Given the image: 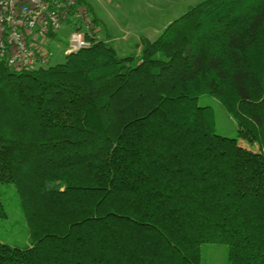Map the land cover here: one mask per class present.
Segmentation results:
<instances>
[{
  "label": "trees",
  "instance_id": "1",
  "mask_svg": "<svg viewBox=\"0 0 264 264\" xmlns=\"http://www.w3.org/2000/svg\"><path fill=\"white\" fill-rule=\"evenodd\" d=\"M209 94L259 144L219 135ZM0 264H264V0H201L141 55L104 41L35 71L0 64Z\"/></svg>",
  "mask_w": 264,
  "mask_h": 264
},
{
  "label": "built area",
  "instance_id": "2",
  "mask_svg": "<svg viewBox=\"0 0 264 264\" xmlns=\"http://www.w3.org/2000/svg\"><path fill=\"white\" fill-rule=\"evenodd\" d=\"M86 0H0V64L12 72L52 65L53 38L69 31L64 56L89 49L99 40Z\"/></svg>",
  "mask_w": 264,
  "mask_h": 264
},
{
  "label": "rangeland",
  "instance_id": "3",
  "mask_svg": "<svg viewBox=\"0 0 264 264\" xmlns=\"http://www.w3.org/2000/svg\"><path fill=\"white\" fill-rule=\"evenodd\" d=\"M191 1L193 3H198L201 0ZM186 2L190 1L187 0ZM94 4L100 18L107 22L110 26L111 24H114L110 18L112 15L115 17V22L118 25V28L131 27V24L135 27L141 26V22H139L142 21L141 19L138 21L136 19L132 20L128 18L129 20H127L123 16L124 12L126 11V1L124 0H115L110 5L106 4L105 7L98 5L96 2ZM145 19L149 23V20L144 18V21ZM69 33V31L63 30L54 36V44L52 46L54 57L51 61L53 65L65 61L63 49H61V45H59L58 41L61 42L62 45H65L68 40ZM114 46L115 49H117L119 55L122 57L136 53L135 47H133V44L130 41H120L115 43ZM198 104L200 106H209L214 109L216 130L219 135L237 138L244 146L253 148L255 150L259 148V144L254 136L250 134L247 129L225 109L222 102L216 97L209 94L201 95ZM4 199L7 204L6 211L9 218L4 220L0 219V239L10 245L21 247L26 246L29 243V232L21 216L17 200L12 191L9 192L8 196L6 198L4 197ZM228 253L229 246L226 244H204L202 246V264H230L228 260Z\"/></svg>",
  "mask_w": 264,
  "mask_h": 264
},
{
  "label": "crops",
  "instance_id": "4",
  "mask_svg": "<svg viewBox=\"0 0 264 264\" xmlns=\"http://www.w3.org/2000/svg\"><path fill=\"white\" fill-rule=\"evenodd\" d=\"M114 1L115 0L85 1L96 30V37L99 41H104L114 48L115 43L130 41L133 47H135V54L138 56L141 55L144 41L156 40L173 21L187 13L199 3H193L191 0H189L190 2H186L187 0H124L126 1V11L123 16L127 20L136 19L139 21L141 19L142 21H139L141 22V26L135 27L131 24V27L118 28L115 17L113 15L110 17L111 21L114 23L110 26L100 18L94 4L96 2L98 5L105 7L106 4L110 5ZM144 18H147L149 23L146 19L144 21Z\"/></svg>",
  "mask_w": 264,
  "mask_h": 264
}]
</instances>
